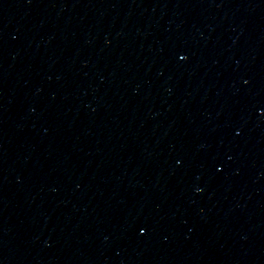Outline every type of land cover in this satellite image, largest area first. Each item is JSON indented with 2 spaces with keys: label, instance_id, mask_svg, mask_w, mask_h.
Returning <instances> with one entry per match:
<instances>
[{
  "label": "water",
  "instance_id": "1",
  "mask_svg": "<svg viewBox=\"0 0 264 264\" xmlns=\"http://www.w3.org/2000/svg\"><path fill=\"white\" fill-rule=\"evenodd\" d=\"M0 264H264V0H0Z\"/></svg>",
  "mask_w": 264,
  "mask_h": 264
}]
</instances>
